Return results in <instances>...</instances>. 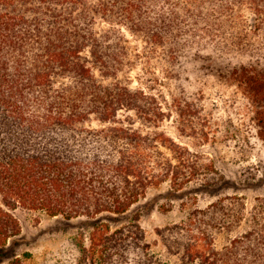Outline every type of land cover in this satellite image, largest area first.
<instances>
[{"label": "rangeland", "instance_id": "obj_1", "mask_svg": "<svg viewBox=\"0 0 264 264\" xmlns=\"http://www.w3.org/2000/svg\"><path fill=\"white\" fill-rule=\"evenodd\" d=\"M126 1L53 5L69 17L41 21L43 40L21 68L51 79L30 98L63 95L89 109L79 126L85 153L102 145L108 155L122 142L143 150L130 157L145 168L143 193L125 213L75 218L0 195L19 231L0 248V264H92L85 255L97 225L132 231L169 264L181 262V243L231 264H264V0H134L139 8L130 15L120 9ZM48 36L77 45L79 56L44 65ZM105 105L115 112L108 122ZM105 179L119 194L144 187Z\"/></svg>", "mask_w": 264, "mask_h": 264}, {"label": "trees", "instance_id": "obj_2", "mask_svg": "<svg viewBox=\"0 0 264 264\" xmlns=\"http://www.w3.org/2000/svg\"><path fill=\"white\" fill-rule=\"evenodd\" d=\"M82 1L0 0V5L5 8L0 11V195L5 201L14 200L28 209L45 210L52 216L66 218L93 216L104 211L125 213L139 200L143 193L141 190L145 188L142 181L145 168L130 160L133 155L142 157L144 152L131 147L127 142L129 137L122 139L127 143L114 144L108 155L100 150L102 145L96 148L98 153H85L87 147L78 140L84 134L79 126L91 113L85 109V104H73L72 98L63 95L50 101L27 95L33 87L51 82L49 73L31 71L25 74L21 68L31 45L43 40L41 21L51 14L54 22H61L68 15L53 5H79ZM19 5L27 8L18 13L8 11V8ZM138 8L134 0H128L120 9L130 15ZM107 11L111 10L104 7L103 12ZM29 12L41 17L37 16L34 22L35 17ZM47 43L52 48L43 46L44 51L40 55L44 57L46 66L50 63L64 65L67 60L79 56L77 45L50 39ZM73 65L82 74L87 70L81 63ZM113 114L111 106L103 107L101 116L106 122L113 119ZM87 132L94 134V131ZM92 137L90 140L95 145L98 134ZM115 146L122 151L118 153ZM105 173L109 177L119 175L127 182L134 178L144 187L132 191L127 189L119 194L118 186L116 188L112 180L105 179ZM101 227L95 226L91 233L89 253L85 255L87 262L169 264L132 231L133 235L127 229L111 232ZM18 232L15 218L0 206V248L5 247ZM190 245L179 244L181 250L187 247L179 264H231L228 259L211 258L198 251L197 246L192 248ZM11 264H21V260L16 259Z\"/></svg>", "mask_w": 264, "mask_h": 264}]
</instances>
